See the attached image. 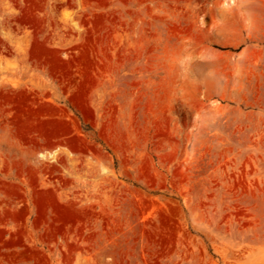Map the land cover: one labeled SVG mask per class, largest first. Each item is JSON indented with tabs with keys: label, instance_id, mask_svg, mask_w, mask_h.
I'll return each mask as SVG.
<instances>
[{
	"label": "rangeland",
	"instance_id": "374dc122",
	"mask_svg": "<svg viewBox=\"0 0 264 264\" xmlns=\"http://www.w3.org/2000/svg\"><path fill=\"white\" fill-rule=\"evenodd\" d=\"M0 264H264V0H0Z\"/></svg>",
	"mask_w": 264,
	"mask_h": 264
}]
</instances>
